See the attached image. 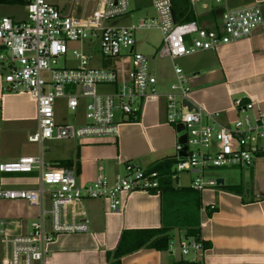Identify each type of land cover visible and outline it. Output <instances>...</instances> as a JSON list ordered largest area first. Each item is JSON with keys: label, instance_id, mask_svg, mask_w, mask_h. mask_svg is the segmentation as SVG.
Segmentation results:
<instances>
[{"label": "built area", "instance_id": "1", "mask_svg": "<svg viewBox=\"0 0 264 264\" xmlns=\"http://www.w3.org/2000/svg\"><path fill=\"white\" fill-rule=\"evenodd\" d=\"M25 1V21L0 19V83L5 92L26 93L35 102L36 130L28 141L38 146V154L0 163V174L32 175L36 188L0 189V200L23 201L37 208L38 214L26 224L24 233L20 222L0 220V264H47L49 246L57 236L88 232L85 214L77 212L83 201L102 200L113 213L122 209L130 194L150 193L159 186L156 172L130 162L113 180L98 177L81 185L75 170L54 168L45 161L46 142L115 141L121 124L139 119L147 103L163 101L165 123L175 130L178 125L183 127L176 132L172 180L191 173L190 188L202 193L219 187L218 179L207 175L209 171L252 166L261 151L258 143L264 139V115L255 112L253 101L242 104L234 100L232 109L237 119L230 126L221 125L219 113H208L192 104L188 79L176 61L202 51H217L262 30V4L230 8L227 0H213L212 6L222 10L218 21L201 24L179 23L173 0H153L156 28L162 36L159 54L170 60L175 77L168 91L162 92L148 58L134 51V32L151 25L143 21L137 26L107 25L127 15L132 0H73L66 13L44 0ZM187 1L197 17L195 7L199 3L203 10L209 8L202 0ZM76 41L86 44L87 53L74 50L75 65L58 66L59 59L66 62L68 44ZM96 49L102 63L92 61ZM97 86H109L110 92L98 94ZM59 99L74 113L73 122L56 120ZM184 102L193 109L189 111ZM80 112L83 122L78 121ZM182 135L186 136L184 145L179 143ZM183 147L185 156H180ZM215 207L209 206L212 213ZM176 250L182 256H203L206 251L201 242L186 238L178 248L169 243L167 252L174 255Z\"/></svg>", "mask_w": 264, "mask_h": 264}, {"label": "crops", "instance_id": "2", "mask_svg": "<svg viewBox=\"0 0 264 264\" xmlns=\"http://www.w3.org/2000/svg\"><path fill=\"white\" fill-rule=\"evenodd\" d=\"M232 1L234 5L230 7L231 0H227L230 8L243 5ZM251 1L252 5L262 4L264 13V0ZM204 3L209 8L199 16L201 18L208 17L211 10H215L212 5ZM209 22L214 21L200 23ZM159 59L168 58L162 57L157 48L150 57L149 67L157 79V88L164 91L175 77L172 65L167 71ZM183 59L185 64L181 67L177 62ZM183 59L176 63L188 79L192 104L208 113H219L221 125L230 126L237 119L238 114L232 109L234 100H240L242 104L253 101L255 112L264 115V27L249 38L221 46L217 51H202ZM35 114V102L28 94L5 92L0 83V163L38 154V146L28 141L36 130ZM177 141L176 130L165 123L164 102L160 101L159 104L147 103L135 122L121 124L115 141L46 142L44 146L48 145L45 148L50 154L44 159L59 169H68L59 167L61 162H71L72 166L68 170H75L77 182L84 185L98 177L115 179L122 175L129 162L147 170L155 162L174 157ZM258 147L261 151L255 155L250 168L237 169L240 172L237 177L227 176L229 183H225L221 176H210L222 179L223 185L200 193V238L209 244L203 256L196 253L182 256L178 250L170 255L167 251L143 248L124 256L121 264H175L179 261L200 264H264L262 140ZM182 174L187 177V184L183 183L180 175L173 182L174 187H190L193 175ZM238 186L240 193L226 189ZM35 188L36 180L32 175L0 174L1 190ZM210 205L216 206L214 213L210 211ZM77 212L85 214L89 222L88 232L57 236L49 246L47 264H106V253L116 248L123 231L159 229L163 224L160 197L151 192L130 194L122 209L117 212L108 211L106 202L102 200L83 201ZM37 214V208L23 201L0 200V220L20 222L21 225L24 221L26 227ZM181 233L176 229L169 233L170 243H176V248L186 238Z\"/></svg>", "mask_w": 264, "mask_h": 264}, {"label": "trees", "instance_id": "3", "mask_svg": "<svg viewBox=\"0 0 264 264\" xmlns=\"http://www.w3.org/2000/svg\"><path fill=\"white\" fill-rule=\"evenodd\" d=\"M237 4L245 0H234ZM250 2H252L250 0ZM230 7L234 4L231 0ZM25 0H0V6L9 5H25ZM209 16L201 18L197 17L191 9L187 0H173V12L175 20L179 23L186 22H217V17L222 10L214 8ZM176 160L174 157L166 158L155 162L146 171L156 172L158 175L159 186L151 193L158 194L161 201V218L162 227L153 230H129L123 231L120 235L116 248L106 253V264H121V259L129 254H132L140 249L149 248L156 251H167L171 241L170 232L174 229L184 233L186 239H193L196 242H201L205 249L209 248V244L205 243L200 238V193L194 191L190 187L176 188L173 185L175 180H172V168ZM71 162H61L59 167L70 169ZM229 191L240 193V187H227ZM209 216L211 214H208ZM175 264H200L199 262L179 261Z\"/></svg>", "mask_w": 264, "mask_h": 264}, {"label": "rangeland", "instance_id": "4", "mask_svg": "<svg viewBox=\"0 0 264 264\" xmlns=\"http://www.w3.org/2000/svg\"><path fill=\"white\" fill-rule=\"evenodd\" d=\"M48 2L51 5L56 6L58 9H60L63 13H66L68 9L70 8L72 4V0H44ZM80 1V0H78ZM153 0H132L130 3V9L129 13L123 17L116 18L112 21H109L107 23L108 26H137L141 21L145 22V24L151 25L149 28H143L140 29L136 32H134V39H135V47L134 51L137 53H140L144 55L145 57L150 60V57L152 56L153 52L155 49H160L162 45V36L160 31L156 28V25L158 23V17L156 14L155 9L153 8L152 4ZM248 1L249 3H245L243 5H240L238 7H248L252 5L250 0H245ZM202 2H207L210 4V6L213 4V0H202ZM237 5V4H236ZM78 6V5H77ZM90 6H92V2L90 3ZM90 10V9H89ZM195 11L198 15H201L205 13L206 11L201 8V3H199L195 7ZM3 17H9L14 21H19L23 22L26 20L27 14L26 10L24 8V5H17V6H7V5H2L0 6V19ZM86 44L85 43H80V42H70L67 46L68 48V53L66 55V62L64 64L63 59L58 60V66H67V67H73L75 65V62L73 61V56H72V51H80L81 49L87 53L86 50ZM184 61H178L177 63L182 67L185 64V59ZM97 63H102V57L100 55V51L98 49L95 50L94 52V59L92 60ZM160 62H162L167 68L166 70L169 71V68L171 69V63L168 59H159ZM95 66V65H94ZM100 64H97L96 67H99ZM156 73V72H155ZM175 82V78L172 80L171 83ZM171 85V84H170ZM169 89V87H168ZM164 90L162 92L168 91ZM97 92L98 94H106L110 92V87L109 86H97ZM55 115H56V120L58 122L62 123H71L74 119V113L66 109L65 107V101L63 99H59L56 101L55 104ZM84 121V116L83 113L80 112L78 114V121ZM208 123V122H207ZM264 143V139L262 140ZM60 143L58 142L57 145ZM53 145V143H52ZM54 145H56L54 143ZM45 146H48L47 144ZM51 145H49L50 147ZM50 152L46 151L44 153V157L47 158L49 156ZM239 171L237 169H215L212 171H209L207 173L208 176H221L223 179H225V183H229V179L227 176H232L237 177L239 176ZM245 173V172H244ZM243 173V174H244ZM181 175V176H180ZM180 179L184 180V184H187L185 181L187 177L184 174H180ZM86 201V200H85ZM183 234V233H181ZM175 238V237H174ZM174 240V239H173ZM176 244V243H174ZM3 249L2 245L0 243V255L2 254ZM189 255L188 257H190Z\"/></svg>", "mask_w": 264, "mask_h": 264}, {"label": "water", "instance_id": "5", "mask_svg": "<svg viewBox=\"0 0 264 264\" xmlns=\"http://www.w3.org/2000/svg\"><path fill=\"white\" fill-rule=\"evenodd\" d=\"M183 104L186 105V106L188 107V110H189V111L193 109V105H191L190 103H188V102H184ZM182 130H183L182 125H178V126L176 127V132H177V133H180ZM179 143L182 144V145H184V144L186 143V136H185V135L180 136V138H179ZM182 150H183V151L180 153V156H185V153H184V152L186 151V147H183ZM217 184H218L219 186L223 185V180H222V179H218V180H217ZM22 232H23V233L25 232V222H24V221L22 222Z\"/></svg>", "mask_w": 264, "mask_h": 264}]
</instances>
